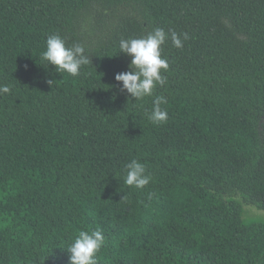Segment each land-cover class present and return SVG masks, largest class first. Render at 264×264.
<instances>
[{
	"label": "trees",
	"instance_id": "1",
	"mask_svg": "<svg viewBox=\"0 0 264 264\" xmlns=\"http://www.w3.org/2000/svg\"><path fill=\"white\" fill-rule=\"evenodd\" d=\"M156 28L183 47L169 36L165 83L135 101L119 41ZM53 34L92 65L47 66ZM2 86L0 264H71L97 228V264H264V224L240 202L264 211V0H0ZM133 160L143 189L123 182Z\"/></svg>",
	"mask_w": 264,
	"mask_h": 264
},
{
	"label": "clouds",
	"instance_id": "2",
	"mask_svg": "<svg viewBox=\"0 0 264 264\" xmlns=\"http://www.w3.org/2000/svg\"><path fill=\"white\" fill-rule=\"evenodd\" d=\"M169 36L176 48L183 47V42L176 32L169 30L166 33L162 28H156L143 38H122L119 41L120 54L131 57V63L130 70L116 74L115 79L122 84L121 91H126L135 101L152 96L156 86H163L165 83L162 72L168 70L169 64L162 58L161 48ZM183 36L184 40L188 39L186 33ZM40 59L47 62V66H55L57 73L66 72L73 77L79 76L85 66L92 65L82 44L74 43L68 46L58 34L48 36L46 51L41 54ZM48 82L50 85L54 83L51 80ZM9 91L7 86L0 87V93H9ZM166 103L164 97L155 98L153 109L148 116L151 122L161 124L167 121L168 112L161 107ZM126 172L123 182L127 186L143 189L151 182L152 177L146 173L145 165L137 160L126 165ZM104 242L105 236L100 228L93 231H79L67 248L71 264H97V254Z\"/></svg>",
	"mask_w": 264,
	"mask_h": 264
},
{
	"label": "rangeland",
	"instance_id": "3",
	"mask_svg": "<svg viewBox=\"0 0 264 264\" xmlns=\"http://www.w3.org/2000/svg\"><path fill=\"white\" fill-rule=\"evenodd\" d=\"M237 199L240 198L237 197ZM240 202L242 204L241 207L245 222L264 224V211L257 209L248 202H244L242 200H240Z\"/></svg>",
	"mask_w": 264,
	"mask_h": 264
}]
</instances>
